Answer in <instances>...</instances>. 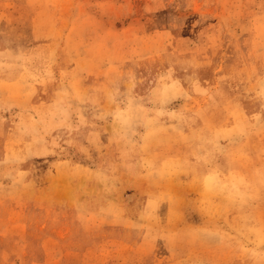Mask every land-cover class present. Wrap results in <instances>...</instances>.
<instances>
[{
	"label": "rangeland",
	"instance_id": "1",
	"mask_svg": "<svg viewBox=\"0 0 264 264\" xmlns=\"http://www.w3.org/2000/svg\"><path fill=\"white\" fill-rule=\"evenodd\" d=\"M0 264H264V0H0Z\"/></svg>",
	"mask_w": 264,
	"mask_h": 264
}]
</instances>
